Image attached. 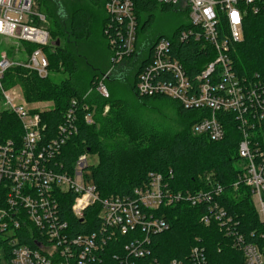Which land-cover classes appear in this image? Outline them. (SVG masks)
<instances>
[{
  "label": "built area",
  "instance_id": "1",
  "mask_svg": "<svg viewBox=\"0 0 264 264\" xmlns=\"http://www.w3.org/2000/svg\"><path fill=\"white\" fill-rule=\"evenodd\" d=\"M163 5H173L189 11L190 25L178 34L179 44L196 42L203 51L194 60L192 74L181 57L176 44L161 37L153 48L151 59L140 70L136 91L142 97L164 96L179 102L186 109L209 112L193 126L196 134H206L211 140L221 141L226 136L221 115H231L242 132L239 156L242 173L239 182L252 192L253 202L264 226V76L260 73L240 76L231 55L235 44L244 41L245 17L257 14L264 0H154ZM35 0H0V36L36 44L29 63L16 62L0 42V89L5 99V111L13 113L22 125L19 139L9 138L0 144V183L7 195L6 205L0 208V264H105L104 252L111 242L133 232L129 242L114 252V264H162L150 256L151 236L169 229L162 206L189 202L192 206L207 205L201 222H217L225 235L233 237L234 246L242 252L245 264H264V231L260 242L251 241L240 232L233 217L229 216L216 199L223 187L210 183L199 191H174L161 174H151L149 181L137 187L132 195H115L101 198L97 185L89 178V153L81 154L73 169L65 170L58 160L63 146L78 133L77 100L66 113L58 127L57 136L43 139L44 125L41 111L30 107L15 90L4 87L6 74L14 67L48 75L49 59L42 47L52 42L44 25L47 17L35 11ZM109 17L105 28L112 52L111 72L137 50L138 15L133 0H107ZM227 28L221 26V17ZM211 49V52L209 50ZM213 56V57H212ZM205 57V58H204ZM104 75L97 87L104 97L109 91ZM85 106V109H88ZM3 111V112H5ZM3 112H0V119ZM93 122V113L85 115ZM59 169H57V168ZM209 179V178H208ZM71 219L85 221V212L99 204V228L86 234H74L71 220L66 217L65 202L70 200ZM255 236V232H252ZM263 242V243H261ZM146 262H140L142 259ZM169 264H210L204 247L194 246L183 259H173Z\"/></svg>",
  "mask_w": 264,
  "mask_h": 264
},
{
  "label": "trees",
  "instance_id": "2",
  "mask_svg": "<svg viewBox=\"0 0 264 264\" xmlns=\"http://www.w3.org/2000/svg\"><path fill=\"white\" fill-rule=\"evenodd\" d=\"M35 1L50 20L48 29L52 42L45 46V54L49 59L48 75L40 77L29 69L14 67L6 74L5 80L7 77L11 80L16 77L21 82L25 98L29 102L53 101L52 107L40 112L45 127L43 139L46 140L57 136L58 127L64 122L72 101L77 100L75 111L78 133L63 146L58 157L64 164V169L71 171L81 154L97 155L99 161L90 166L89 178L97 185L101 198L132 195L137 187L149 181L152 173L161 174L174 191L194 192L208 189L210 183L220 185L223 192L216 199L217 203L233 217L240 232L251 241L260 242L259 235L264 231V226L260 222L251 189L243 182L235 185L242 173V159L239 156L242 132L233 117L221 115L226 130V136L221 141L211 140L208 135L196 134L193 131L196 122L209 116L208 111L186 109L177 101V113L184 121L182 130L166 133L149 126L142 119V112L132 107L126 99L116 97L110 90L109 97H104L98 92L97 87L102 77L108 73L104 80L106 84L113 70H98L83 52L82 44L92 39L97 30L107 40V0H86L90 6L75 5L68 26L64 23L62 3L54 0L58 10L53 13L50 10V0ZM133 1L139 20V32L143 14L151 12L158 3L154 0ZM150 20L151 15L142 24V29ZM220 23L222 27L227 28L224 16L221 17ZM189 25H182L172 36L166 37L176 44V53L186 66H190L189 70L194 74L203 65V62L199 63L196 70L193 66L194 60L204 56L200 44L192 41L182 44L177 42L181 29ZM243 30L244 41L232 48L235 69L240 76L253 73L264 76V7L257 14L250 12L245 17ZM161 37L146 42L143 60L134 73L132 91L138 105L145 106L170 99L164 96L142 97L136 91L138 74L150 61L153 48ZM107 45L110 48L108 40ZM36 46L32 44L30 51L33 52ZM141 50L142 45L139 46L137 41L136 52L124 62L137 59ZM56 74L65 76L56 81ZM85 106L89 108L85 109ZM106 106H109V110L103 114ZM88 112L93 113L92 123L85 120ZM22 132L18 118L13 113L3 112L0 119V144L9 138L19 139ZM6 195L4 184L0 183V208L6 205ZM69 198L64 208L68 212L66 217L71 220V231L74 234L96 231L100 225L99 204L86 210L85 221L82 223L71 219L69 209L72 197ZM156 212L163 215L170 224L168 230L152 235L149 245L150 256H156L162 264H169L175 258L185 260L194 246L204 247L210 264H245L242 252L233 244V237L225 235L217 222L210 225L201 222V216L207 212L206 204L192 206L189 202L180 201L162 206ZM252 232H255V236L251 235ZM132 236L133 232L119 238L118 243H110L111 246L106 250L108 252H104L105 264H114V252H120L121 245L129 242ZM150 256L140 262H146Z\"/></svg>",
  "mask_w": 264,
  "mask_h": 264
},
{
  "label": "rangeland",
  "instance_id": "3",
  "mask_svg": "<svg viewBox=\"0 0 264 264\" xmlns=\"http://www.w3.org/2000/svg\"><path fill=\"white\" fill-rule=\"evenodd\" d=\"M50 10L57 13L58 6L54 0H50ZM62 3L64 9V23L65 26L69 25L71 13L74 7L80 5L90 6L86 0H57ZM76 5V6H75ZM35 11L42 12L38 4H36ZM45 13V12H44ZM151 13V14H150ZM151 15V20L146 24V27L142 29V24ZM141 28L138 32L139 46L142 45V54L147 46L146 42L149 39H156L161 36H172L178 28L182 25L190 23V15L188 10H184L180 7L169 8L165 5L157 4L151 12L143 14L141 22ZM46 27L50 26V20L47 17V22L44 23ZM1 48L6 49L10 57L16 62L29 63L30 61V46L29 42L17 40L11 37L0 36ZM83 45V52H85L90 63L93 67L100 71L107 72L112 69L113 64L111 62L112 52L107 45V40L101 35L100 31L97 30L96 35L90 40H87ZM38 47V46H36ZM44 52L45 47H42ZM146 53V52H145ZM140 59L137 58L132 62H124L114 68L111 77L106 81V87L108 91L116 97L124 98L131 104L132 107L142 112L143 120L149 126L155 128L158 131L166 133H174L184 128V121L177 113V102L173 99L165 101L154 102L149 105H138L137 100L134 98L132 91V85L134 82V73L139 66ZM108 75V73L106 74ZM65 75L56 74L54 79L60 81ZM5 89L15 90L18 95V99H21L30 107H36L41 109H48L54 105L53 101H36L29 102L25 98L24 90L21 82L18 79L7 77L3 82ZM81 84V83H79ZM5 99L0 89V112L5 111L6 106L4 105ZM109 110V106H106L103 114H106ZM99 161L97 155H89V164L96 165ZM3 264H8L7 261H3Z\"/></svg>",
  "mask_w": 264,
  "mask_h": 264
},
{
  "label": "flooded vegetation",
  "instance_id": "4",
  "mask_svg": "<svg viewBox=\"0 0 264 264\" xmlns=\"http://www.w3.org/2000/svg\"><path fill=\"white\" fill-rule=\"evenodd\" d=\"M139 55H140V56L138 57V58L140 59L139 63H141L142 60H143L144 53L142 54V52H141V54H139Z\"/></svg>",
  "mask_w": 264,
  "mask_h": 264
},
{
  "label": "water",
  "instance_id": "5",
  "mask_svg": "<svg viewBox=\"0 0 264 264\" xmlns=\"http://www.w3.org/2000/svg\"><path fill=\"white\" fill-rule=\"evenodd\" d=\"M59 44H60V41L58 40V41H57V45H59Z\"/></svg>",
  "mask_w": 264,
  "mask_h": 264
}]
</instances>
